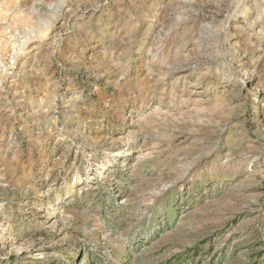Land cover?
Returning <instances> with one entry per match:
<instances>
[{
	"label": "rangeland",
	"instance_id": "374dc122",
	"mask_svg": "<svg viewBox=\"0 0 264 264\" xmlns=\"http://www.w3.org/2000/svg\"><path fill=\"white\" fill-rule=\"evenodd\" d=\"M0 264H264V0H0Z\"/></svg>",
	"mask_w": 264,
	"mask_h": 264
}]
</instances>
